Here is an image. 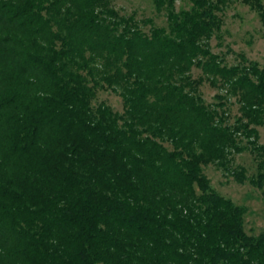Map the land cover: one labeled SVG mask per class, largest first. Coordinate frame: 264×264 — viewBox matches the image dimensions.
Returning a JSON list of instances; mask_svg holds the SVG:
<instances>
[{"label":"trees","instance_id":"1","mask_svg":"<svg viewBox=\"0 0 264 264\" xmlns=\"http://www.w3.org/2000/svg\"><path fill=\"white\" fill-rule=\"evenodd\" d=\"M177 1L152 0L166 27L146 33L111 0H0V264H264V231L203 174L244 138L264 187V65L211 52L231 0ZM193 68L236 98L233 125Z\"/></svg>","mask_w":264,"mask_h":264},{"label":"rangeland","instance_id":"2","mask_svg":"<svg viewBox=\"0 0 264 264\" xmlns=\"http://www.w3.org/2000/svg\"><path fill=\"white\" fill-rule=\"evenodd\" d=\"M264 6V0H261ZM111 6L120 16H133L139 22L140 28L148 33L150 26L143 22L151 19L157 27H166L164 14L157 13L152 0H111ZM190 4L185 0L176 2V10H188ZM222 27L210 42L213 54L219 56L227 67L238 65L241 57L259 66L264 65V23L256 12L242 3V0H231L219 14ZM193 79L203 78L199 92L207 105L215 106L220 103L228 114V123L233 125L240 117L239 105L236 98L227 96L220 83L211 82L200 69L191 70ZM220 98H223L220 100ZM105 104L118 114L123 113L122 99L112 90L98 89L92 106ZM257 144L264 149V126L256 128ZM245 149L230 157L229 170L225 171L215 165L203 167V174L209 180L211 188L219 195L230 199L234 205L245 209L244 231L248 236H258L264 231V187L258 189L250 183V179L257 175L259 159L250 151L246 139H241ZM243 169L246 180L239 183L233 177V172Z\"/></svg>","mask_w":264,"mask_h":264}]
</instances>
